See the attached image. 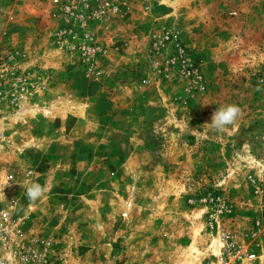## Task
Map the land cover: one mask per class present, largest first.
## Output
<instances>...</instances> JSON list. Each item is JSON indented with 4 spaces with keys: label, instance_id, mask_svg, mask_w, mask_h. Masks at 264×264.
I'll list each match as a JSON object with an SVG mask.
<instances>
[{
    "label": "rangeland",
    "instance_id": "1",
    "mask_svg": "<svg viewBox=\"0 0 264 264\" xmlns=\"http://www.w3.org/2000/svg\"><path fill=\"white\" fill-rule=\"evenodd\" d=\"M9 175L67 264H206L224 234L264 264V0H0Z\"/></svg>",
    "mask_w": 264,
    "mask_h": 264
},
{
    "label": "built area",
    "instance_id": "2",
    "mask_svg": "<svg viewBox=\"0 0 264 264\" xmlns=\"http://www.w3.org/2000/svg\"><path fill=\"white\" fill-rule=\"evenodd\" d=\"M27 172L26 182H29ZM12 176H6L4 183L12 185ZM5 190V188H4ZM0 189V264H67V251L55 245L49 238H29L25 233L24 220L17 212L14 199L3 202ZM220 252L214 256L215 261L206 264H240L245 254L233 237L224 234Z\"/></svg>",
    "mask_w": 264,
    "mask_h": 264
},
{
    "label": "clouds",
    "instance_id": "3",
    "mask_svg": "<svg viewBox=\"0 0 264 264\" xmlns=\"http://www.w3.org/2000/svg\"><path fill=\"white\" fill-rule=\"evenodd\" d=\"M242 114V110L238 105L229 104L226 106L218 107L212 114L211 123H208L216 131H223L227 126L235 123L238 117ZM5 186H10V183H4ZM27 199L30 203H35L42 199L47 192L45 185L38 182H31L25 189ZM4 192V191H3Z\"/></svg>",
    "mask_w": 264,
    "mask_h": 264
}]
</instances>
